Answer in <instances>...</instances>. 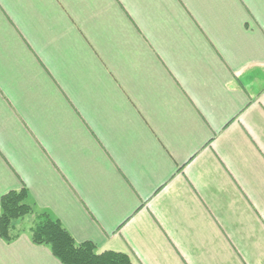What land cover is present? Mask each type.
<instances>
[{"label": "crops", "instance_id": "obj_1", "mask_svg": "<svg viewBox=\"0 0 264 264\" xmlns=\"http://www.w3.org/2000/svg\"><path fill=\"white\" fill-rule=\"evenodd\" d=\"M0 264L32 230L131 264H264V0H0Z\"/></svg>", "mask_w": 264, "mask_h": 264}, {"label": "trees", "instance_id": "obj_2", "mask_svg": "<svg viewBox=\"0 0 264 264\" xmlns=\"http://www.w3.org/2000/svg\"><path fill=\"white\" fill-rule=\"evenodd\" d=\"M26 190L10 192L1 200L0 236L11 241L12 223L32 213L34 209L26 203ZM32 242L51 249L63 264H131L127 255L115 252L98 254L90 242L78 244L58 220L46 217L31 233Z\"/></svg>", "mask_w": 264, "mask_h": 264}]
</instances>
